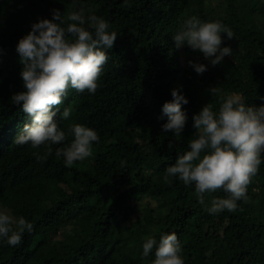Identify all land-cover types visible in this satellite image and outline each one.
Returning <instances> with one entry per match:
<instances>
[{"label":"trees","instance_id":"trees-1","mask_svg":"<svg viewBox=\"0 0 264 264\" xmlns=\"http://www.w3.org/2000/svg\"><path fill=\"white\" fill-rule=\"evenodd\" d=\"M80 7L108 21L118 38L106 50L95 94L69 89L60 106L71 108L67 120L57 114L65 144L74 124L99 136L91 157L66 167L55 155L64 144L38 161L33 153L43 154V147L14 143L29 117L11 96L24 90L18 40L38 19H51L52 9L66 15ZM192 16L232 30L230 40L222 33L223 46L232 49L222 64L213 67L187 45L174 50L173 34ZM189 60L208 70L197 74ZM178 86L189 103L175 141L162 131V105ZM233 93L264 104V0H0V210L34 225L16 246L0 238V264H152L155 248L144 257L145 239L158 242L173 232L185 264H264V153L247 201L234 212L210 214L211 196L201 204L194 184L164 180L166 168L189 150L193 115L206 103L218 112L221 96Z\"/></svg>","mask_w":264,"mask_h":264},{"label":"clouds","instance_id":"clouds-1","mask_svg":"<svg viewBox=\"0 0 264 264\" xmlns=\"http://www.w3.org/2000/svg\"><path fill=\"white\" fill-rule=\"evenodd\" d=\"M51 12V19H38L16 45L23 65L19 75L24 90L14 93L11 102L22 107L29 122L24 123L14 143L29 144L33 149L43 147V154L33 153L38 161L52 155L53 145L64 144L55 149V155L64 158L66 167H72L92 156V145L99 141V136L88 126L74 124L68 129L74 138L65 144L67 134L61 130L57 114L64 120L71 116L70 107L60 111L69 89L95 94L103 67L109 59L106 50L113 48L118 35L115 31H108L110 25L105 19L86 16L84 7L66 15L59 9ZM222 33L229 40L234 38L232 30L222 22L201 21L192 16L173 34L174 50L187 45L202 53L215 67L232 54L231 47L223 46ZM188 64L197 74L208 70L203 63L189 60ZM181 88H172V99L162 105V117H167V122L161 126L162 131L171 132L175 141L181 139L187 122L182 105L189 101ZM218 91L214 86L208 89L213 96ZM193 128L195 133L188 140L189 150L166 168L165 182L170 183L169 177H176L185 186L194 184L201 204L205 203L206 196H211L210 206L205 209L210 214L236 211L238 201H247V187L262 163L264 104L249 105L242 95L235 93L221 96L218 112L206 103L193 115ZM173 141L168 142L169 150L175 147ZM218 191L226 195H211ZM33 228L34 225L23 216L16 218L7 210H0V238H5L9 245L20 244L24 232H31ZM142 247L144 257L155 248L152 264H185L182 245L175 232L162 235L158 242L148 237Z\"/></svg>","mask_w":264,"mask_h":264}]
</instances>
